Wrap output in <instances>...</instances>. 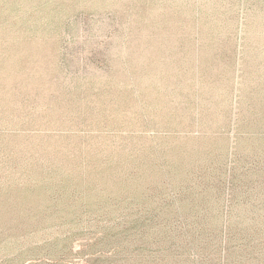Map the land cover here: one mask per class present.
I'll use <instances>...</instances> for the list:
<instances>
[{
    "label": "rangeland",
    "instance_id": "rangeland-1",
    "mask_svg": "<svg viewBox=\"0 0 264 264\" xmlns=\"http://www.w3.org/2000/svg\"><path fill=\"white\" fill-rule=\"evenodd\" d=\"M0 264H264V0H0Z\"/></svg>",
    "mask_w": 264,
    "mask_h": 264
}]
</instances>
